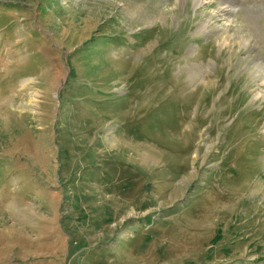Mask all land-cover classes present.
Listing matches in <instances>:
<instances>
[{
  "label": "rangeland",
  "instance_id": "1",
  "mask_svg": "<svg viewBox=\"0 0 264 264\" xmlns=\"http://www.w3.org/2000/svg\"><path fill=\"white\" fill-rule=\"evenodd\" d=\"M0 264H264V0H0Z\"/></svg>",
  "mask_w": 264,
  "mask_h": 264
},
{
  "label": "trees",
  "instance_id": "2",
  "mask_svg": "<svg viewBox=\"0 0 264 264\" xmlns=\"http://www.w3.org/2000/svg\"><path fill=\"white\" fill-rule=\"evenodd\" d=\"M141 33H144V34H146V35H147V31H141Z\"/></svg>",
  "mask_w": 264,
  "mask_h": 264
},
{
  "label": "bare ground",
  "instance_id": "3",
  "mask_svg": "<svg viewBox=\"0 0 264 264\" xmlns=\"http://www.w3.org/2000/svg\"><path fill=\"white\" fill-rule=\"evenodd\" d=\"M197 2V0H195Z\"/></svg>",
  "mask_w": 264,
  "mask_h": 264
}]
</instances>
